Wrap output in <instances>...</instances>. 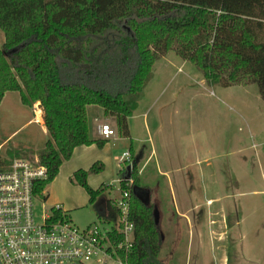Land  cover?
Returning <instances> with one entry per match:
<instances>
[{"label": "trees", "instance_id": "trees-1", "mask_svg": "<svg viewBox=\"0 0 264 264\" xmlns=\"http://www.w3.org/2000/svg\"><path fill=\"white\" fill-rule=\"evenodd\" d=\"M0 28V104L8 91H19L24 105L40 102L50 136L43 148L9 151L10 159L0 157V164L37 157L47 170L35 184L43 199L75 147L93 142L87 106L102 107L119 134L130 137L128 120L139 95L156 61L170 51L195 63L210 85L257 84L264 101V0H0ZM103 167L79 170L72 181L87 190L100 217L103 208L111 218L119 212L115 199L102 205L104 187L88 183ZM130 179L120 182L122 193H130L135 223L129 261L165 264L154 205L135 192L144 188L138 176ZM62 214L69 218L56 211L57 218Z\"/></svg>", "mask_w": 264, "mask_h": 264}, {"label": "rangeland", "instance_id": "rangeland-1", "mask_svg": "<svg viewBox=\"0 0 264 264\" xmlns=\"http://www.w3.org/2000/svg\"><path fill=\"white\" fill-rule=\"evenodd\" d=\"M4 42L0 28V46ZM6 98L0 105V157L43 148L50 136L40 102L24 105L19 91ZM88 112L106 115L98 105ZM132 115L133 137L118 140L121 151L130 148L123 152L122 175L115 165L110 176L137 175L150 191L165 264H225L223 254L226 264H264V101L257 84L210 85L195 63L170 51L156 61ZM108 124L119 135L116 120ZM116 184L103 186L112 199L123 195ZM94 207L72 211V221L107 229L110 219ZM35 213L41 221L51 205L38 200ZM225 215L230 225L224 240Z\"/></svg>", "mask_w": 264, "mask_h": 264}, {"label": "built area", "instance_id": "built-area-1", "mask_svg": "<svg viewBox=\"0 0 264 264\" xmlns=\"http://www.w3.org/2000/svg\"><path fill=\"white\" fill-rule=\"evenodd\" d=\"M100 133L110 137L116 131L103 123ZM46 177L37 157L0 164V264H131L135 223L129 191L114 200L119 212L107 217V229L96 223L81 228L64 214L57 218L60 205L39 221L35 203L44 199L35 184Z\"/></svg>", "mask_w": 264, "mask_h": 264}, {"label": "crops", "instance_id": "crops-1", "mask_svg": "<svg viewBox=\"0 0 264 264\" xmlns=\"http://www.w3.org/2000/svg\"><path fill=\"white\" fill-rule=\"evenodd\" d=\"M8 92L5 93L2 102L7 99L6 96ZM91 106L92 105L87 106V116L88 119L89 117H93V121L91 123L88 120L89 136L93 140V142L91 144H82L76 146L71 158L65 160L62 163L58 175L46 186L45 190L43 191V194L46 195L44 201L49 206L51 205V208L55 207L56 205H60L62 207V210L68 214L71 220L72 211L80 210L82 208L88 209L94 206L90 203V195L87 190L81 185L72 181L73 175L79 170H88L95 163L101 162L104 166L103 170L99 173H92L88 176L89 185L95 189L104 186L105 184L117 186L116 183L121 182V180L123 179L122 176H120V178H116L115 174H113L112 176L110 175L112 174L115 165L117 166V169L119 168L120 175H122V168L125 164V159H123V152H128L130 150V148H127L128 150L121 151L118 140L122 141L123 138L120 134L116 135L117 132L115 135L110 137H105L100 133V126L103 124L100 121H102L101 116L103 115H89L88 111ZM104 116L106 121L103 122L105 123H109V119L114 118L112 116ZM134 117L135 115H132L128 120L131 135L127 138L130 139L133 137L130 125L132 124L131 122ZM111 124L114 126L113 123ZM113 126L111 127L114 129ZM97 140L105 141L104 145L102 147H99V145L97 144ZM151 156L155 157L156 155L151 154ZM156 161L159 166V161L157 158ZM105 194L106 195L102 199H100V203L102 205L105 199H112L107 195V193ZM100 210L104 212L103 208H100ZM229 221L230 220L228 215L223 216V236H228L229 234V232H227L230 225ZM235 222L236 225H238L241 220L238 218ZM90 223L87 224V226H89ZM226 236H224L223 239H226ZM223 263H228V258L225 256V254H223Z\"/></svg>", "mask_w": 264, "mask_h": 264}, {"label": "water", "instance_id": "water-1", "mask_svg": "<svg viewBox=\"0 0 264 264\" xmlns=\"http://www.w3.org/2000/svg\"><path fill=\"white\" fill-rule=\"evenodd\" d=\"M130 169V166H128V170ZM131 177L130 173L127 175V180H129ZM135 192L143 199L145 200L148 204L150 203V197L151 193L150 191L146 190V188H135ZM154 217L155 221L159 224V213L156 207H154Z\"/></svg>", "mask_w": 264, "mask_h": 264}, {"label": "flooded vegetation", "instance_id": "flooded-vegetation-1", "mask_svg": "<svg viewBox=\"0 0 264 264\" xmlns=\"http://www.w3.org/2000/svg\"><path fill=\"white\" fill-rule=\"evenodd\" d=\"M104 203V202H103Z\"/></svg>", "mask_w": 264, "mask_h": 264}]
</instances>
